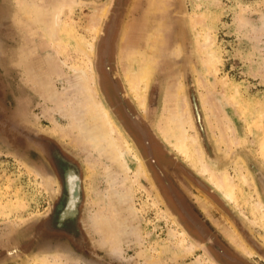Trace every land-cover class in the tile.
<instances>
[{
  "label": "rangeland",
  "instance_id": "obj_1",
  "mask_svg": "<svg viewBox=\"0 0 264 264\" xmlns=\"http://www.w3.org/2000/svg\"><path fill=\"white\" fill-rule=\"evenodd\" d=\"M163 1L164 13L150 14L149 0H0V264H264V219L255 208L260 202L264 213V0ZM132 32L144 35L132 43L126 38ZM154 35L159 44L152 42ZM183 41L190 51L191 86L183 73ZM104 51L158 165L119 104ZM144 68L150 71L148 86L135 96L125 74ZM39 70L45 87L38 82ZM94 99L121 141L108 133ZM168 99L174 112L164 110ZM183 110L192 127L188 135L195 136L207 165L234 178L236 205L200 174L192 158L171 148ZM10 128L47 136L76 163L80 241L72 243L52 225L61 185L45 158ZM83 132L96 137L92 148L78 145ZM221 136L234 143L225 144ZM190 150L194 155L192 145ZM241 171L247 184L240 181ZM68 179L72 209L75 177ZM164 179L204 234L179 210ZM96 211L112 213L123 233L121 255L101 245L90 218Z\"/></svg>",
  "mask_w": 264,
  "mask_h": 264
},
{
  "label": "bare ground",
  "instance_id": "obj_2",
  "mask_svg": "<svg viewBox=\"0 0 264 264\" xmlns=\"http://www.w3.org/2000/svg\"><path fill=\"white\" fill-rule=\"evenodd\" d=\"M68 3H69V1H67L66 4H68ZM166 8H167V4L163 0H149V3H148V11H146V12H149L150 14H153V13H157V14L158 13H164V11L166 10ZM27 15H29V14H27ZM100 15H102V14H100ZM92 21H93V25L92 26L95 27L96 24H97V21H98V16L97 15L93 16L92 17ZM162 21H163V19H162ZM54 22L56 24V32H57L58 31V27H59V23H60V12H59V10H58V12L56 13V15L54 17ZM163 23H164V21H163ZM156 24L158 25L157 28H159V30H162L163 29L164 26L162 25L161 21H157ZM132 29H136L135 26ZM142 32H144V29H142ZM142 32H141V34L139 33L140 36L137 35L135 32H132L133 34L131 36H129V34H128L126 36V38H127L128 41H130L132 43L139 42L141 40V36L144 35V33H142ZM159 38H157L156 35H154V37L152 38V42L153 43L156 42L157 44H159ZM206 42H207V40H206ZM125 43H127V42H125ZM78 45H79V43H78ZM90 49L91 48L89 46H87L86 49H84L87 58L89 57ZM156 50H158V49H156ZM174 54L176 56L181 55V47H180V45H177L175 47ZM56 56H57L56 55V52H54V57H56ZM148 69L149 68H144L140 72H137V71H134V70L133 71H128L125 74V81H126V83L128 85V88L130 89L131 92H133V94L135 96H138L139 95V91H140V88L141 87L146 88L148 86V81H149V77H150V71ZM38 73H40V75L38 77V82H39V84L42 87H45V83L42 81L43 75L41 73V70H39ZM88 80H90V81L92 80V76L91 75L88 76ZM181 91H183V89H182V84L179 81V83L177 84V88H176V92H177V95H179L178 96L179 98L180 97L182 98V96L180 94V93H182ZM93 96H94V94H93ZM179 98H177V99H179ZM94 100H95V103L98 104L100 110H102V112L100 111V113H103V119L106 122L105 124H107L108 127H109V129H110V131L108 133L111 132L112 134H114V133L117 134V140L121 141L122 140V137L119 135L116 127L113 125V123L110 120V117L108 116L107 112H104L103 111L104 109H102V107L99 105V102L96 99H94ZM206 103H208L207 100H206ZM209 109H210V111H213L214 110V106L213 105H209ZM164 110L167 111V112H174V106H173L171 100H169V99L166 100ZM191 128L192 127H191V124L189 122V117L187 116L186 111L183 110V117H181L179 119L178 132L176 134L177 137L175 138L174 141H172V142L170 141L171 148L175 152H177L178 154L184 156L186 159H191L192 158V160L195 162V164H197L198 171L200 172V174L207 177V180L210 182V184L217 190L218 193H220V195L226 201H228L229 203H232V204L236 205L237 204L236 190H237L238 186L234 182V178L226 170L214 171V170L210 169V167L205 162L204 157L202 156V153L199 151L198 144H197V140H196L195 136L194 135H191V136L188 135V132H189V130H191ZM160 129L163 131V133H165L164 129H162L161 127H160ZM81 136L82 137L80 138V140H78V141L75 140V141L78 142V145L81 146V147H83V148L84 147L92 148V142H95L96 137H94L92 135H87L86 133L84 135V132L82 133ZM220 140L223 141V142H225V144L227 143V144H230L231 145V143H234L232 138L226 137V136L225 137L221 136ZM114 141H115V139H114ZM218 142H220V141L218 140ZM191 145L193 146L194 155L190 154V151H191L190 150V146ZM125 148L129 150L128 145ZM122 155L123 154L120 153V157L121 158H122ZM141 167H138L137 168L138 174H142ZM239 174H240V181L242 183H244V184H247L248 183L247 175L244 174L242 171ZM255 208H256V210H258L261 213V215H262V217L264 219V213L262 212V210H263L262 204L260 202H256L255 203ZM90 218H91V224H92V227H93L94 232L97 233V234H99V236H100L101 245L107 247L108 250L112 254H114V255H121L122 254V240H123L122 238H123V233L120 232V230L118 229V227L116 225V221H115L112 213L109 212V214L106 215L103 212L96 211L94 214H92V216H90ZM236 244H237V246L241 250L245 251V253L248 251L240 242H238ZM189 250H190V248H189Z\"/></svg>",
  "mask_w": 264,
  "mask_h": 264
},
{
  "label": "flooded vegetation",
  "instance_id": "obj_3",
  "mask_svg": "<svg viewBox=\"0 0 264 264\" xmlns=\"http://www.w3.org/2000/svg\"><path fill=\"white\" fill-rule=\"evenodd\" d=\"M28 136L29 135H27V137ZM31 139H32L31 144L34 146V148H36V153L41 154L43 158H45V161L48 163L49 167L51 168L52 172L54 173L55 177L58 179L61 185L60 196L57 202L53 206V210L49 220L51 221L52 225L55 227L56 230H59L62 235L67 236V238H69L72 243H76L80 241V238L77 234L78 231L77 216L81 202L79 195L80 177H79V171L77 165L74 162V160L70 159L66 155H63L60 149L59 150L56 149L54 142L50 140V138H48L47 136L39 135L34 138L31 137ZM151 151L154 157L153 161L156 165H158L157 157L155 155L153 147L151 148ZM71 175L75 177L73 193H72L75 202L73 204L72 209L66 210V207L68 206L70 200V194H69L70 184L68 178ZM71 234L74 237L73 236L71 237ZM226 256L232 258L227 254Z\"/></svg>",
  "mask_w": 264,
  "mask_h": 264
},
{
  "label": "water",
  "instance_id": "obj_4",
  "mask_svg": "<svg viewBox=\"0 0 264 264\" xmlns=\"http://www.w3.org/2000/svg\"><path fill=\"white\" fill-rule=\"evenodd\" d=\"M115 19V18H114ZM113 30H114V23L112 22L110 27H109V30H108V35H107V38H106V48L110 45L109 42H110V38H111V35L113 33ZM186 41V39H184ZM183 41V47H184V51H185V57H184V63H183V73H184V77L187 79L188 81V85L191 86L192 83H191V78H190V63H189V58H190V51H189V48L188 46L186 45V42ZM105 48V50H106ZM109 51H110V46H109ZM109 51L108 53H106V51H104V67L106 69V72L110 78V81L112 83V86H113V89L119 99V104L121 105V108L126 116V118L129 120L131 126L133 127V129H135L141 136L146 148H147V151H148V154H149V157L150 159L153 161L152 159V151H151V147H150V144H149V140H148V135H147V132L146 130L142 127L141 125V122L139 121V119L137 118V116L131 111V109L129 108V106L127 105L125 99H124V96L117 84V81L115 79V77L113 76V73L111 71V68L109 66V63H108V56H109ZM108 54V55H107ZM107 55V56H106ZM193 95V94H192ZM194 96V95H193ZM196 106V105H195ZM11 125L15 124L16 126H14L16 129H21L22 131H25V129L21 126H19L16 122H11L10 123ZM11 132H15L16 130H13L12 128H10ZM200 130L203 134V143L205 144L206 146V150H207V154H208V157L210 159H213L215 158V155L212 151L211 148H209V139H208V136L206 134V132L204 131L203 127L200 126ZM16 135H20V136H23L25 137L30 143H32V139L31 137H36V135H34L32 132H29V131H26V134H28L29 136L31 137H27L25 134L17 131L15 132ZM37 146V145H36ZM160 174L161 176H164L163 173L160 171ZM164 178V177H163ZM261 182L264 184V180L261 179ZM164 183L167 187V189L169 190L175 204L177 205V207L179 208V210L182 212V214L186 217V219L197 229V231L201 234H204V231L202 230V228H200L199 224L197 222H195L193 220V218L189 215V213L186 211V209L184 208L183 204L181 203V201L177 198L176 194L174 193L171 185L164 179ZM68 209V206L66 207V210ZM215 249L221 253L223 256H226L223 251L220 249V247L218 246H215ZM228 259H230L228 257ZM231 260V259H230Z\"/></svg>",
  "mask_w": 264,
  "mask_h": 264
}]
</instances>
